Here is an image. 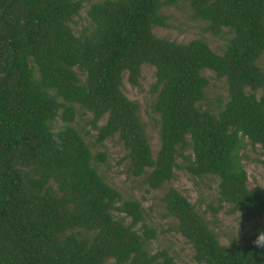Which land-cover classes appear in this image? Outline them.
<instances>
[{"label": "trees", "instance_id": "obj_1", "mask_svg": "<svg viewBox=\"0 0 264 264\" xmlns=\"http://www.w3.org/2000/svg\"><path fill=\"white\" fill-rule=\"evenodd\" d=\"M176 1L93 0L73 30L80 0H0V264H174L164 248L143 247L154 229L142 221L138 200L121 197L96 171L91 159L104 161L105 153H91L71 124L73 103L89 111L94 141L116 134L127 171L148 187L181 166L214 175L229 211H264V188L246 186L238 155L245 139L264 154V69L256 62L264 49V0H185L210 32H228L219 53L199 37L176 41L151 32L152 24H165L159 7ZM142 62L153 66V156L136 102L119 88L123 70L137 84ZM202 68L225 81L215 110L200 104ZM50 126L62 129L63 151ZM161 199L196 261L264 264V249L252 243L264 222L251 223L244 243L224 245L175 188L166 187Z\"/></svg>", "mask_w": 264, "mask_h": 264}, {"label": "rangeland", "instance_id": "obj_2", "mask_svg": "<svg viewBox=\"0 0 264 264\" xmlns=\"http://www.w3.org/2000/svg\"><path fill=\"white\" fill-rule=\"evenodd\" d=\"M90 1L93 0H80L78 15L72 16L69 22L73 30H77L84 23V9ZM159 12L165 16V24H152L150 29L154 35L176 41L199 37L213 51L221 52L228 32L224 28L217 33L210 32L206 29L204 20L191 16L185 0L161 5ZM256 62L264 69V49L258 55ZM200 71L207 78L203 88L204 97L200 104L215 110L225 98V81L222 76H214L213 71L208 68H202ZM152 80L153 66L142 62L138 66L137 84L128 82L126 72L123 70L119 88L126 97L136 102V113L142 122L147 144L153 156L158 146V137L155 126L156 114L149 109L153 94L148 87ZM255 93L257 95L259 89H256ZM73 107L75 112L71 124L78 129L89 151L94 153L102 150L105 153L104 161L91 159L96 171L108 184L119 191L121 197L137 199L143 211L142 221L154 229V236L147 239L143 245L148 252L164 248L172 256L174 264H203L193 258L189 242L174 227L175 218L165 212L161 196L168 186L175 188L192 204L193 209L201 216L217 241L224 245L244 243L250 232L251 223L264 222V211L252 217L243 216L239 210L229 211L228 204L217 198L214 175L194 176L181 166H173L169 179L162 180L156 187H148L142 181V175L133 176L127 171L125 150L116 134H110L99 142L94 141L96 130L89 123V111H84L76 103H73ZM104 119L105 114H102L95 124L102 123ZM58 121L55 119V123ZM183 150L187 151L188 148L184 147ZM238 155L239 163L245 172L246 186L264 188V163L261 161L264 159V154L259 152L258 144L251 146L245 139V145L238 150ZM175 161L181 162L178 155L175 156ZM210 206H214V209L212 210ZM138 224L139 222L134 227L139 229ZM104 264H113L111 258H107Z\"/></svg>", "mask_w": 264, "mask_h": 264}, {"label": "clouds", "instance_id": "obj_3", "mask_svg": "<svg viewBox=\"0 0 264 264\" xmlns=\"http://www.w3.org/2000/svg\"><path fill=\"white\" fill-rule=\"evenodd\" d=\"M48 132L57 149L63 151V140L61 138L62 129L56 126H50ZM252 243L256 248L264 249V231L258 232L256 238L252 241Z\"/></svg>", "mask_w": 264, "mask_h": 264}]
</instances>
